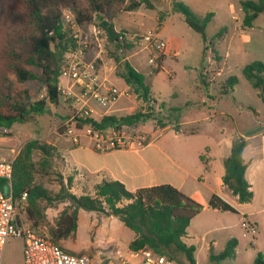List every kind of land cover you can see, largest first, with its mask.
I'll return each instance as SVG.
<instances>
[{
    "label": "trees",
    "instance_id": "obj_1",
    "mask_svg": "<svg viewBox=\"0 0 264 264\" xmlns=\"http://www.w3.org/2000/svg\"><path fill=\"white\" fill-rule=\"evenodd\" d=\"M142 6L155 9L152 0H11L9 4L0 0V128L10 129L16 123L26 122L33 114L49 110L46 100H32L34 93L27 86L29 83L43 84L51 103L58 104L61 96L59 76L65 57L77 48L75 36L63 29L62 8L74 13L79 27L98 24L115 49L113 57L119 65L116 74L134 89L139 99L147 101L151 98L145 75L122 56L131 51L134 44L126 31H116L114 23L119 15L137 11ZM241 7L244 29L253 27L260 15L264 17V0H244ZM172 11L182 14L186 24L207 42L206 30L214 13L199 15L179 0H173ZM162 21L163 15L160 14L159 26ZM226 33L227 28H223L212 40L220 39ZM242 73L264 102V64L250 63ZM228 83L233 91L236 78H229ZM149 119L150 114L138 111L122 117L104 116L100 121L81 119L77 126L82 128L90 124L97 129L135 126ZM64 130H67L66 125ZM246 145L243 138H235L224 162L223 184L241 204L253 199L251 186L245 178L243 151ZM56 155L57 149L48 142L29 140L14 163L12 195L17 199L23 193L27 194L24 211L32 229L46 227L49 237L59 244L77 232L79 210L84 209L117 217L136 235L128 246L133 252L150 249L175 264L176 254H182L188 264H196V247L187 245L183 238L191 220L204 210L203 205L169 184L132 192L120 181H103L95 186L93 196H77L70 191L74 178L69 176L67 182L61 180L60 189L54 192L45 186L44 181L55 171ZM62 202L70 204L53 223L50 222L47 208ZM207 207L236 212L218 196H213ZM236 247L237 240H229L219 254L211 251L209 261L215 263L234 257ZM253 264H264V255L258 253Z\"/></svg>",
    "mask_w": 264,
    "mask_h": 264
},
{
    "label": "rangeland",
    "instance_id": "obj_2",
    "mask_svg": "<svg viewBox=\"0 0 264 264\" xmlns=\"http://www.w3.org/2000/svg\"><path fill=\"white\" fill-rule=\"evenodd\" d=\"M181 1L188 5L187 0ZM189 1H191L193 8L190 5L188 6L195 13H206L208 10L205 9L209 6L211 7L209 8L210 11L215 16L207 27L208 39L205 42L201 35L186 24L182 14L175 13L174 16L168 18L163 10L167 22L164 33L160 35L161 39L167 43L166 50L168 52L179 51L177 57L168 56L164 62L165 69L169 70L172 76L167 75L164 71L160 74L153 72L150 75L147 72L150 69L148 64L149 54L146 50H143L145 44L143 40L149 31L150 33L156 31L157 16L160 11L143 9L147 12L148 18L145 20L144 26L139 27L140 32L136 33H134L137 31L136 22L130 17L121 14L115 20L116 27L119 30L126 31L129 40L134 44L133 49L123 53L122 56L125 58L132 55L131 64L146 74V83L152 94L165 102H158V106L153 108L152 112L146 113L151 115V119L146 123H139L133 128L151 138L161 136L160 141L157 143L161 147H164V144L166 148L173 151H176L181 144V138H175V134L180 135L195 131L208 124L192 123L176 127L179 122L200 117L204 112L212 113V109H209L211 103L207 98L208 96L212 95L211 97H217L219 100L216 108L218 112L225 111L229 114L227 117L220 114L214 120L217 122V126L225 128L227 132L240 127L241 121L251 124L252 121L257 120V116L264 118V102L257 96L256 90L253 89L242 73V69L250 63L262 62L264 64L263 15L257 18L253 27L244 29L242 21L240 23V21L233 18V15H239L240 13L239 6L235 1L230 8L228 7V0ZM10 2L11 0H4V4ZM223 28H227V33L220 39L212 40V37ZM135 34L136 36L133 37ZM79 37V39H76V44L78 40L81 44L87 43L86 47H81L84 60L88 62L95 61L96 70L100 76L104 75L105 70L109 72L114 69V73H116L119 65L113 57L115 49L106 39L105 33L99 29L98 24L80 27ZM98 42L101 45L100 48ZM99 56L102 60L98 58ZM231 77L236 78V84L233 86L235 90L234 98L230 95L224 97L222 94L230 90L228 79ZM27 86L34 93L33 101L42 100L41 96L46 94V88L41 83H29ZM131 89L133 90V88ZM201 94L207 96L205 105L201 103ZM130 95V99L127 98L128 103L125 108L116 113L119 117L138 111L144 113L143 101L133 91H130ZM63 101L65 105L74 103L71 99H65L61 95L57 105L48 103L49 110L53 114L49 115L48 110H46L41 114L31 115L26 122L22 123L24 130L27 132L26 138L22 141L28 142L36 139L48 142L56 139L57 135L64 134V125L61 123H64L68 116L62 109L64 106ZM240 107L242 113L239 116L237 111ZM163 125L169 128L163 131ZM147 132L152 133V135ZM54 166L53 175L44 182L49 190L57 192L61 180L68 177V175H63L64 170L59 154L55 156ZM18 211L20 218L26 223L28 221L27 213L21 208ZM91 216H93L92 220ZM205 216H208V214L204 213L202 215V217ZM99 220L97 213L82 210L80 227L77 233L68 239V243L72 245L73 250L76 253L90 256L94 264H108L120 257L136 263L138 259L130 257L128 249V244L133 239L134 232L124 227L123 223L117 218L105 220L103 225L97 228ZM36 231L49 236L46 227H41ZM202 236L203 234L191 240L198 247L196 253L198 264H253L257 253L260 252L251 245L252 234L249 233L243 241L238 256L211 263L209 261L210 252L202 246L204 244V241L201 242ZM211 238L212 236H206V241ZM59 244L63 247L62 242ZM22 248V238L11 237L2 252L3 264H23ZM220 252L221 249H216V252L213 253L217 255ZM175 258L177 264H188L182 254H176Z\"/></svg>",
    "mask_w": 264,
    "mask_h": 264
},
{
    "label": "crops",
    "instance_id": "obj_3",
    "mask_svg": "<svg viewBox=\"0 0 264 264\" xmlns=\"http://www.w3.org/2000/svg\"><path fill=\"white\" fill-rule=\"evenodd\" d=\"M152 1L155 7L153 10L160 11V14L163 15V21L161 26H159L160 14H158L157 26L155 29L162 35L167 22L165 13L168 15V18L175 15V13L172 12L173 0ZM234 1L239 6L240 13L239 15H233V18L241 23L244 13L240 4L244 0H228L229 8L232 7ZM186 2L193 8L191 1L187 0ZM209 8L211 7H206L205 10L208 11L206 13H199V15L210 13L211 9ZM143 9H145L144 6L140 7L137 11L124 13L136 22L137 31L134 33L140 32L139 27H143L145 20L148 18L147 12ZM163 10L165 13H163ZM115 28L116 31H122L119 30L116 25ZM134 36H136V34L133 35V37ZM133 37L131 36V38ZM172 52H166L163 55L161 70L158 71V74L162 73V71L166 72L167 75H169V73L171 74L169 70L165 69L164 62L168 56H178V50ZM175 53L177 56H175ZM131 57L132 55H129L125 57V59L131 63ZM137 70L140 71L139 69ZM147 72L150 75L151 68L148 69ZM143 74L146 75L145 73ZM169 76H172V74ZM101 77L106 78L112 85L120 89L128 87L124 80L114 73V69L109 72L105 70L104 75H101ZM234 93L235 90H228L222 94L224 97L230 95L234 98ZM211 96L207 97L201 94L200 100L204 105L206 104V97L210 100L211 107H209V109H212V113L204 112L200 117L192 118L191 120L179 122L177 124L176 127L192 123H208L205 127H201L195 131L185 132L180 135L175 134V138H181V144L176 151L166 148L164 144V147H161L157 143L160 141L161 136H156L154 141L150 142L144 149L138 152L131 150L98 152L90 147L89 139L86 136H81L80 144H74L65 133L57 135V138L53 141H48L49 144L57 149L58 154L61 156L64 170L63 175H68V177L73 176L74 178L70 191L77 196H93L95 193V186L103 181H120L132 192L138 189L169 184L176 187L187 197L204 206V210L191 220L187 228V234L183 238V241L187 245H194L196 247V253L198 247L191 240L203 234L201 242L204 241V244H202V246L210 253L211 251L216 252V249H221L222 252L229 240L236 239L237 247L234 257L238 256L243 241L246 239L247 235L251 233L244 227V224L247 223L253 225L256 229L255 233H251V245L257 248L260 251L259 253L264 255V118L257 116V120L252 121L251 124L241 121L240 127L236 130L227 132L225 128L217 126V122L214 120L220 114L226 117L229 116V114L225 111L218 112L216 108L219 100L217 97L214 98ZM152 97L158 102L165 103L161 99L156 98L153 94ZM220 100H222V98H220ZM127 103V98H121L110 109H106L100 107L96 102L90 101L87 110L91 112V118L100 121L104 116L113 115L119 117L116 113L122 111ZM59 108L60 106L58 110ZM62 109L68 117L67 120L61 124L68 125L74 113L79 109V105L76 103L71 105L64 104ZM241 110L242 108L240 107L237 111L239 116L242 113ZM48 113L49 115L53 114L51 110H48ZM168 128V126H165L163 131ZM26 133L24 125L22 123H16L10 128L9 135L0 136V145L4 148V150L0 152V158L3 159L6 157L7 148L13 146L19 140H24L27 136ZM149 134L152 135V133ZM235 138H243L247 142L243 151V159L246 165L245 178L251 186L253 199L250 203L246 204H241L238 197L233 195L223 184V176L225 173L224 162L230 155L232 143ZM201 157L204 159L201 160ZM68 177L64 178L65 182H67ZM213 196H218L234 208L236 212L208 208V203ZM69 204L68 202H62L48 207L46 210L48 220L53 223L54 219H56ZM82 210L83 209H80L78 214V229L80 227ZM204 213L208 214V216L202 217ZM97 214L100 218L97 228L102 226L105 220L117 218L102 213ZM92 218L93 216H91V220ZM26 223L31 225L29 220ZM206 236H212V238L206 241ZM135 237L136 235L134 233L132 240H134ZM68 239L62 241L64 249L76 253L72 245L68 243ZM129 252L130 257H132L133 251L129 250ZM196 264H198L197 259Z\"/></svg>",
    "mask_w": 264,
    "mask_h": 264
},
{
    "label": "built area",
    "instance_id": "obj_4",
    "mask_svg": "<svg viewBox=\"0 0 264 264\" xmlns=\"http://www.w3.org/2000/svg\"><path fill=\"white\" fill-rule=\"evenodd\" d=\"M62 24L66 32L72 33L79 39L80 27L75 21V15L70 9L62 10ZM143 50L149 54L148 64L151 73L161 70V60L168 52L167 43L161 39L156 30L144 37ZM87 43L77 41L75 51L67 54L65 63L59 76L58 90L65 99H71L79 105L65 131L74 144H80L81 136L89 139L90 147L98 152L113 150H131L138 152L144 149L156 137L151 138L143 132H139L133 126H109L103 129L94 128L92 125L77 126L78 120L91 118L87 106L90 101L96 102L100 107L110 109L121 98H130L131 86L120 89L112 85L106 78H102L96 70L95 61H85L83 58V46ZM99 48L101 47L98 42ZM177 53V52H176ZM175 53V56H177ZM101 56V55H100ZM98 57L102 60L101 57ZM169 75H171L169 73ZM65 81V83H64ZM137 96V95H136ZM47 105L52 104L46 94L41 96ZM143 101L144 113L152 112L158 103L152 96ZM10 134V129L0 128V136ZM26 142L19 140L13 146L6 149V157L0 158V264H3L2 252L7 241L11 237H20L23 240V264H94L93 259L81 253H73L65 250L61 245L54 242L51 237L40 234L32 226L24 223L19 217V209H25L27 194L23 193L20 198L15 199L12 195L11 182L13 179L14 163L20 156ZM4 148L0 145V152ZM251 233L256 229L253 225L244 224ZM132 258H137L136 263L123 257L111 261L108 264H175L166 256L159 255L150 249H142L132 253Z\"/></svg>",
    "mask_w": 264,
    "mask_h": 264
}]
</instances>
